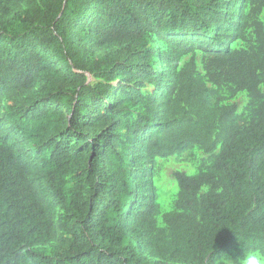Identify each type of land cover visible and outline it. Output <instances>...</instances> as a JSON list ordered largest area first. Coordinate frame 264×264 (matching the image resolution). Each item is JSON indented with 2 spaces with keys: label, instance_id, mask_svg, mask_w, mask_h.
Instances as JSON below:
<instances>
[{
  "label": "trees",
  "instance_id": "16d2710c",
  "mask_svg": "<svg viewBox=\"0 0 264 264\" xmlns=\"http://www.w3.org/2000/svg\"><path fill=\"white\" fill-rule=\"evenodd\" d=\"M263 12L264 0H0V264L264 251ZM225 89L248 93L246 114ZM193 147L212 164L176 173L160 225L154 160Z\"/></svg>",
  "mask_w": 264,
  "mask_h": 264
},
{
  "label": "rangeland",
  "instance_id": "374dc122",
  "mask_svg": "<svg viewBox=\"0 0 264 264\" xmlns=\"http://www.w3.org/2000/svg\"><path fill=\"white\" fill-rule=\"evenodd\" d=\"M261 19L264 22V12L261 15ZM163 49L166 47V43H161ZM234 48L242 49L246 48L247 44L241 40L234 43ZM89 54L91 57L95 58L100 54L97 53L92 47L89 48ZM203 53L201 51L196 52V59L198 63L199 70L203 73ZM191 55L183 57L181 61V66H184L190 59ZM167 69V68H165ZM167 77V74H166ZM89 80L91 83H95L96 79L89 75ZM165 80H163L164 83ZM211 88H215L210 84ZM264 89V88H263ZM224 105L236 104L238 107V115L242 116L247 113V107L249 105V96L247 92H240L235 96L225 89L223 92ZM8 101L7 94H0V122L3 119L4 107ZM6 128H8L6 126ZM13 145L22 155H30L29 146L25 141L20 140L16 135H13ZM220 149L217 150L215 154H218ZM212 164V155L206 154L201 149L193 147L190 148L179 155H175L169 158H156L154 160L153 172H154V185L157 194V201L160 206L161 216L159 217L160 225L163 224V215L165 213L174 210L175 203L177 201L179 186L176 179L177 172H184L188 175H195L201 171L207 170ZM59 243V233L57 234V241L55 245ZM220 264H232L231 261H222Z\"/></svg>",
  "mask_w": 264,
  "mask_h": 264
},
{
  "label": "clouds",
  "instance_id": "9594fccd",
  "mask_svg": "<svg viewBox=\"0 0 264 264\" xmlns=\"http://www.w3.org/2000/svg\"><path fill=\"white\" fill-rule=\"evenodd\" d=\"M239 264H264V251L252 249L247 251L240 259Z\"/></svg>",
  "mask_w": 264,
  "mask_h": 264
}]
</instances>
